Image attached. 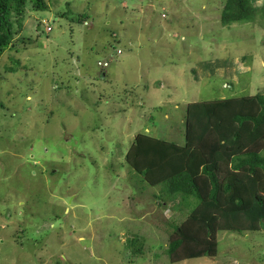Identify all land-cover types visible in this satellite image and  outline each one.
Masks as SVG:
<instances>
[{"label": "rangeland", "instance_id": "obj_1", "mask_svg": "<svg viewBox=\"0 0 264 264\" xmlns=\"http://www.w3.org/2000/svg\"><path fill=\"white\" fill-rule=\"evenodd\" d=\"M226 1L44 0L10 13L0 264H171V223L188 211L125 155L137 134L183 145L189 103L264 94V0L224 24ZM216 241L215 257L174 264H264V229Z\"/></svg>", "mask_w": 264, "mask_h": 264}, {"label": "trees", "instance_id": "obj_2", "mask_svg": "<svg viewBox=\"0 0 264 264\" xmlns=\"http://www.w3.org/2000/svg\"><path fill=\"white\" fill-rule=\"evenodd\" d=\"M28 3L46 8L44 0H0V56L12 40L10 13L21 14ZM252 9L247 0H227L220 19L248 21ZM183 137L177 145L137 134L125 155L131 172L188 211L171 223V264L215 257L220 231L264 229V94L189 103ZM137 242L129 241L140 254Z\"/></svg>", "mask_w": 264, "mask_h": 264}, {"label": "built area", "instance_id": "obj_3", "mask_svg": "<svg viewBox=\"0 0 264 264\" xmlns=\"http://www.w3.org/2000/svg\"><path fill=\"white\" fill-rule=\"evenodd\" d=\"M46 30H48V31H49V30H50V28H49V27H46Z\"/></svg>", "mask_w": 264, "mask_h": 264}]
</instances>
